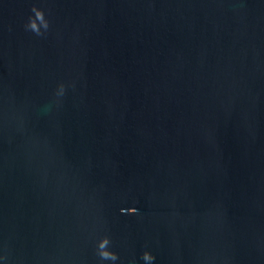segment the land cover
Wrapping results in <instances>:
<instances>
[{"label":"water","instance_id":"1","mask_svg":"<svg viewBox=\"0 0 264 264\" xmlns=\"http://www.w3.org/2000/svg\"><path fill=\"white\" fill-rule=\"evenodd\" d=\"M219 238L264 264V0H0V264Z\"/></svg>","mask_w":264,"mask_h":264},{"label":"clouds","instance_id":"2","mask_svg":"<svg viewBox=\"0 0 264 264\" xmlns=\"http://www.w3.org/2000/svg\"><path fill=\"white\" fill-rule=\"evenodd\" d=\"M32 11L34 12V17L30 18L28 27L32 29L33 31L39 33L40 32V26L43 24L45 28L48 27V21L45 19L44 11L41 8L33 6ZM64 86H60V91L63 92ZM124 211V210H122ZM129 213L135 214L137 213V208L132 207L130 209H127ZM110 243V237L104 236V238L99 242V255L102 259H111L116 260L118 258L117 253L111 251L108 248V245ZM143 259L145 261H153L155 259L154 255L150 251H145L143 253Z\"/></svg>","mask_w":264,"mask_h":264},{"label":"flooded vegetation","instance_id":"3","mask_svg":"<svg viewBox=\"0 0 264 264\" xmlns=\"http://www.w3.org/2000/svg\"><path fill=\"white\" fill-rule=\"evenodd\" d=\"M221 251H220V238L218 246L215 247L213 240L205 242L198 252V264H220Z\"/></svg>","mask_w":264,"mask_h":264}]
</instances>
